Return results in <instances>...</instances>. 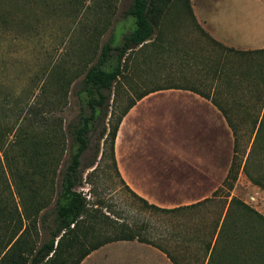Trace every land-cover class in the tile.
Returning a JSON list of instances; mask_svg holds the SVG:
<instances>
[{"label":"rangeland","instance_id":"374dc122","mask_svg":"<svg viewBox=\"0 0 264 264\" xmlns=\"http://www.w3.org/2000/svg\"><path fill=\"white\" fill-rule=\"evenodd\" d=\"M131 2L0 0V130L9 132V141L24 132H31L25 117L32 107L48 120L62 119L67 145L62 165L66 166L71 144L67 126L78 119L80 103L76 89L80 79L70 86L66 103L60 94L53 96L57 90L51 79L58 68L77 73L93 64L101 46L111 35L115 46L121 44L123 37L133 28L132 18L122 15ZM184 2L177 0L170 6L154 35H160L163 46L168 50L177 46L193 54L192 61L190 59L186 64V59L181 56V59H175L165 54L157 62L156 51L152 47L132 52L126 63V78L121 80L123 92L118 89L115 102H110L111 123L116 122L128 98L135 97L137 92L173 83L192 86L200 92L214 95L232 115L239 131L238 157L244 162L254 138L252 122L264 100V52L242 54L216 46L195 27ZM50 125L51 122L47 121L35 132L47 135ZM100 129L98 125L90 135L89 149L81 158L83 183L77 190L91 202L101 201L104 211L105 207L110 209L120 223L134 227L140 237L172 253L180 264H206L211 251H207L205 245L219 219L221 204L213 202L196 212L175 214H160L144 208L120 177L115 144L119 176L110 161L109 144L105 145L106 155L101 159L103 141L100 142L96 170L91 172L92 169H87L94 161ZM224 193L226 190L221 195ZM257 193L261 195L263 208L260 211L263 214L260 215L264 218V190L253 185L240 170L230 191L231 196L246 205L248 197ZM239 221L237 214L233 213L232 225L242 222ZM50 223L51 218L48 220ZM38 232L41 244L49 235L45 225H41ZM215 239L216 236L212 245ZM240 244L241 241L233 240L229 244L220 240L214 253L217 264H228V254L240 252L243 248ZM242 244L246 248V243Z\"/></svg>","mask_w":264,"mask_h":264},{"label":"trees","instance_id":"16d2710c","mask_svg":"<svg viewBox=\"0 0 264 264\" xmlns=\"http://www.w3.org/2000/svg\"><path fill=\"white\" fill-rule=\"evenodd\" d=\"M176 2L177 0H132L122 15L132 18L133 28L123 37L121 44L115 46L111 35L101 46L96 61L82 72L57 69L51 79L57 90L53 96L60 94L64 103L70 86L80 79L76 89L80 103L79 115L76 123L67 126L71 144L65 167L62 163L67 145L62 119L48 120L32 107L25 117L29 121L31 132L21 133L22 135L9 141V132L2 133L0 130V264H80L87 255L105 244L135 239L156 246L140 237L134 227L115 219L110 209L105 207L104 211L101 201L91 202L77 187L83 183L81 158L89 149L90 135L98 125L101 126L99 141L95 146L94 161L87 169H92L91 172L96 170V160L101 152L100 142L103 141L101 159L106 155L105 145L109 144L110 161L119 176L114 156L119 124L135 101L145 93L128 98L113 125L110 102H115L118 89L123 92L121 80L126 78V63L132 52L143 51L147 46H152L161 57L167 53V48L155 43L162 42L160 35L157 34L154 40L153 36L166 11ZM184 4L189 12V0H185ZM197 29L209 38L198 26ZM209 40L216 46L225 48L212 39ZM225 49L242 54L264 52V49ZM192 56L193 54L191 60ZM202 94L221 112L233 134L232 162L221 187L201 202L172 210L161 209L135 193L132 194L144 208L160 214L196 212L213 202L221 204L219 219L205 245L206 250L211 251L206 264H217L214 253L220 240H226L229 244L233 240L241 241L240 246L243 248H240V252L237 250L234 254H228V264H264V218L230 194L240 170L253 185L264 190V100L254 116V138L243 162L238 157L239 131L232 115L214 95ZM109 114L110 118L107 119ZM47 121L51 122L47 135L35 132ZM224 190L227 193L221 195ZM50 207L53 208L49 209ZM233 213L237 214L239 223L242 221L240 224L232 225ZM243 220L250 221V225ZM41 225H45L49 237L39 244L38 230ZM242 242L246 243V248ZM160 250L173 264H180L172 253Z\"/></svg>","mask_w":264,"mask_h":264},{"label":"crops","instance_id":"0c3cea01","mask_svg":"<svg viewBox=\"0 0 264 264\" xmlns=\"http://www.w3.org/2000/svg\"><path fill=\"white\" fill-rule=\"evenodd\" d=\"M189 14L195 27L225 48L264 49V0H189ZM168 53L190 62L191 53L177 46ZM140 93L145 95L121 119L115 137L121 179L137 196L165 210L211 197L233 157V134L221 112L192 86L173 83ZM80 264L173 263L135 239L105 244Z\"/></svg>","mask_w":264,"mask_h":264},{"label":"built area","instance_id":"2783aa9c","mask_svg":"<svg viewBox=\"0 0 264 264\" xmlns=\"http://www.w3.org/2000/svg\"><path fill=\"white\" fill-rule=\"evenodd\" d=\"M260 197H261V195H259L258 193L254 194V195H250L248 197V200L246 201V205L249 206L250 208L254 209L255 211H257L258 213L263 214L260 211V208H263V204L261 202L262 200ZM258 207H259V209H258Z\"/></svg>","mask_w":264,"mask_h":264}]
</instances>
